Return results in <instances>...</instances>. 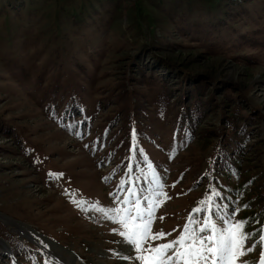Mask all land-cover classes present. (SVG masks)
Returning a JSON list of instances; mask_svg holds the SVG:
<instances>
[{"label": "rangeland", "instance_id": "1", "mask_svg": "<svg viewBox=\"0 0 264 264\" xmlns=\"http://www.w3.org/2000/svg\"><path fill=\"white\" fill-rule=\"evenodd\" d=\"M229 160L238 180L213 169ZM147 165L171 234L153 247L204 220L209 183L237 189L235 219L264 212V0H0V264H139L72 200L147 196Z\"/></svg>", "mask_w": 264, "mask_h": 264}, {"label": "snow or ice", "instance_id": "2", "mask_svg": "<svg viewBox=\"0 0 264 264\" xmlns=\"http://www.w3.org/2000/svg\"><path fill=\"white\" fill-rule=\"evenodd\" d=\"M132 140L135 146V131L132 133ZM132 171L133 168L129 167V179L121 180L119 186L121 191H125V184H134L131 178ZM48 175L51 179L58 180L63 174L49 172ZM152 175L155 187L149 195L141 198L133 187L126 190L122 201L119 196H115L118 204H122L123 207L103 209L97 205L88 206L85 200H72L81 211H100L105 218L120 225L122 230L116 234L123 238L124 244L130 246L129 251L134 255L114 252L113 255L117 259L134 260L139 264H238V262L249 264V261L240 258L254 252L259 244L261 251L256 264H264V227L257 229L255 233L245 231L249 221L247 219L235 220V216L241 210L240 207L229 210L228 204L218 203L224 197L211 183H209L210 194H206L205 198L199 201L203 208L198 207L193 210L197 214L201 212H211V214L205 216L202 222L189 216L175 239L153 247L150 241L166 239L171 234L152 231L155 209L162 202L161 198H168L163 192L164 185L154 171ZM213 216L225 227H219L217 222L213 221ZM194 225L196 227H193ZM256 234H258V240H253L246 247V243Z\"/></svg>", "mask_w": 264, "mask_h": 264}, {"label": "trees", "instance_id": "3", "mask_svg": "<svg viewBox=\"0 0 264 264\" xmlns=\"http://www.w3.org/2000/svg\"><path fill=\"white\" fill-rule=\"evenodd\" d=\"M228 125H229V127H226V131H227L226 134L227 135L231 134L236 129V126H234V125H236V123H232L230 119L228 120ZM223 153H224V150L217 149V154L215 156H218L219 158H221ZM233 159L236 160L234 157H233ZM135 160L133 161V158L131 160L133 170H135V168L138 167L135 164ZM233 164L234 163L231 160H229V161L226 162V169L225 168L223 169L221 162L218 161L217 163L216 162L214 163L213 169H215V171H217L219 173V175H221V173L224 172V178L231 179V174H232V172L234 170H236L237 172H240L237 169V167H236V165H238V164H236V165L235 164L233 165ZM146 168H147V170H150L151 172L155 171L154 168L150 169V167L148 165L146 166ZM228 172H230V173H228ZM239 176H240V174L237 177H234V174H232V178H234L235 180H238ZM232 183L235 184L236 182H232ZM220 192L222 193L224 199L219 200L218 203H220L222 205L223 204H228L229 205V210L231 208L237 207V204L239 203V197H240L237 189H233V188H230L228 186V187H226L224 190H222ZM258 212H260V211H258ZM258 212L255 213V214L252 213L250 215H245L244 216V219H247L249 221V224L246 226L245 231L254 232L255 233L257 229H259L261 227H264V223H263L264 222V218H263L264 217V212L263 213H258ZM202 214L203 215H210L211 212H202ZM235 220H237V219H235ZM213 221L217 222L219 227H225V225H223L221 222H219L215 216H213ZM253 240H258V234L253 236L252 241ZM0 255L3 256L2 254H0Z\"/></svg>", "mask_w": 264, "mask_h": 264}]
</instances>
